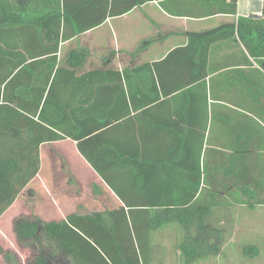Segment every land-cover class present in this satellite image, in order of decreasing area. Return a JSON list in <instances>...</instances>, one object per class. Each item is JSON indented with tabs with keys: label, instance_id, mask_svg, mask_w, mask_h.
Segmentation results:
<instances>
[{
	"label": "trees",
	"instance_id": "1",
	"mask_svg": "<svg viewBox=\"0 0 264 264\" xmlns=\"http://www.w3.org/2000/svg\"><path fill=\"white\" fill-rule=\"evenodd\" d=\"M148 1L0 0V215L38 172L40 144L66 138L76 142L123 202L58 221L17 220V238L35 250L30 264H153L154 233L171 224L181 232L178 264H195L222 252L223 232L209 223L213 207L264 203L258 197L249 201L257 196L264 173L258 167L261 156L250 153L260 128L253 124L260 125L249 118L242 135H234L240 126L227 116L225 145L231 152L213 148V139L206 137L205 76L187 73V61L198 69L215 37L189 32L187 44L163 58L121 70L82 71L90 53L83 46L62 54V43ZM235 1L223 9L234 13ZM226 26L229 34L235 29L233 23ZM237 33L264 70V18L239 17ZM123 84L128 96L122 93L120 99L128 97L133 109L139 107L134 101L146 106L138 129L117 137L109 133L117 115L107 117L106 101L112 98L107 88ZM263 113L260 107L257 115ZM120 167L123 179L109 177ZM219 175L245 182L239 187L242 194L215 185ZM243 253L253 257L258 248L246 245ZM0 254L7 264H20L14 252L1 246Z\"/></svg>",
	"mask_w": 264,
	"mask_h": 264
},
{
	"label": "crops",
	"instance_id": "2",
	"mask_svg": "<svg viewBox=\"0 0 264 264\" xmlns=\"http://www.w3.org/2000/svg\"><path fill=\"white\" fill-rule=\"evenodd\" d=\"M160 2H163L165 6H161ZM231 2L232 0L145 2L123 14L129 15L136 10L141 12L137 22H122L119 39L109 55L105 57L99 55L94 59L96 62L104 61L103 64L106 65L83 67L81 70L87 71L94 68L121 70L123 66L156 61L174 48L186 45L189 32H207L209 37L215 38L201 56L203 61L201 66L197 69L194 63L187 61L190 70L187 73L199 71L205 76L209 130L206 132V137L209 134L213 139V148L230 153L231 150L226 149L225 145L230 136L227 129V122H230L228 120L231 119V122L239 124V132L236 131L234 135L240 136L242 135L240 132L244 131L245 122L249 121V118L254 119L260 125L253 124L254 127L260 128L253 137L255 147L250 150V153L261 156L258 167L264 171V141H261L264 140V132L262 135L259 132L263 131L261 127L264 129V113L261 114L262 117L257 115L260 107H264V70L259 65L258 59L244 48L237 33L239 17L264 18V0H236L234 13L223 9L229 7ZM202 10L208 12L197 14ZM112 18L115 17L107 18L100 25L62 43V47L87 35L93 46L101 44L99 35L93 32L105 25L109 27L110 22L107 21ZM232 23L235 29L229 34L227 31L230 26L226 24ZM216 35L219 36L216 38ZM107 89L112 95V98L106 101L110 110L107 117L117 115L116 118L111 119L113 123L109 133L117 137H126L131 129H138V122L144 121V116H140V112L141 107L146 105L142 101H134L139 107L133 109L128 97L126 100L120 99L119 96L122 93L128 96L124 84L123 87ZM125 111L129 113L124 115ZM133 121L136 125L132 127ZM258 138L261 144L258 143ZM123 171L124 168H117L109 174V177L116 176L123 179ZM258 179L257 191H255L257 196L251 198L249 200L251 202H256L257 197L260 198L258 200L264 198V173ZM242 182L227 177L223 179L221 175L214 180L215 185L234 187L239 194H242L239 187L246 186V183L242 184ZM122 205L121 199L80 154L74 140L66 138L44 142L39 146L38 172L0 215V246L14 252L20 264H30L23 255V251L29 253L28 245L22 243L15 233L14 225L17 220L58 221L71 213L89 214L115 209ZM209 223L223 232L222 252L220 255L200 260L195 264H264V203H257L254 206L234 203L213 207ZM167 227H174L179 232L178 239L176 236L173 243L174 249L178 251L177 244L181 236L179 226L171 224L160 231ZM246 245L256 246L257 255L249 259L244 258L246 256H244L243 247ZM234 251L236 253H233ZM30 254L34 258L35 253L32 250ZM0 264H7L1 254Z\"/></svg>",
	"mask_w": 264,
	"mask_h": 264
},
{
	"label": "rangeland",
	"instance_id": "3",
	"mask_svg": "<svg viewBox=\"0 0 264 264\" xmlns=\"http://www.w3.org/2000/svg\"><path fill=\"white\" fill-rule=\"evenodd\" d=\"M140 13L141 12L139 10H136L130 13L129 15H122L120 17H115L108 20L107 22H110L109 23L110 28L108 27V25H105L102 28H99L98 30L93 32V34L97 33V35H99V38L101 39V44L99 43L96 46H93V44L88 38L89 36L88 35L83 36V38H79L75 42H72L71 44L62 47V54L68 48L75 46H85L86 48H88L90 53L83 67L85 68L91 66L99 67L106 65L103 64L104 61L96 62L94 59L97 58L99 55H102L104 57L109 55L111 49L115 46V42L117 41V39H119V34L121 33V28H122V22H137L136 20L140 17ZM177 233L179 232L176 231L174 227H167L161 231L158 230L154 233L153 246H152L153 264H178V251L174 249V245H173V243H175V238L178 235ZM30 250H32L35 253L34 248L28 245L27 252L29 253H25V251H23V255L25 259L31 262L33 256L30 254ZM233 253H236V251H234ZM244 258L249 259V257H244ZM53 261L55 263L60 262V257L54 258Z\"/></svg>",
	"mask_w": 264,
	"mask_h": 264
}]
</instances>
